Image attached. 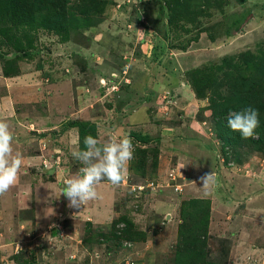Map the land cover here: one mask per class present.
<instances>
[{
    "label": "rangeland",
    "instance_id": "1",
    "mask_svg": "<svg viewBox=\"0 0 264 264\" xmlns=\"http://www.w3.org/2000/svg\"><path fill=\"white\" fill-rule=\"evenodd\" d=\"M0 119L24 157L0 264H264V0H0ZM76 121L150 139L79 209Z\"/></svg>",
    "mask_w": 264,
    "mask_h": 264
},
{
    "label": "clouds",
    "instance_id": "2",
    "mask_svg": "<svg viewBox=\"0 0 264 264\" xmlns=\"http://www.w3.org/2000/svg\"><path fill=\"white\" fill-rule=\"evenodd\" d=\"M259 111L251 106L239 111H230L226 120L233 132H238L243 139L254 138L260 126ZM14 134L6 120L0 119V196L5 195L19 179L23 164V155L13 148ZM83 149L73 152V157L83 166L79 172L64 181L62 195L69 201V208L79 209L82 204L98 197L97 185L107 180L119 187L129 176V163L134 158V145L130 135L112 133L110 138L101 143L92 135L83 139ZM214 174H205L201 182L204 189H209ZM123 228L125 225L118 224Z\"/></svg>",
    "mask_w": 264,
    "mask_h": 264
},
{
    "label": "trees",
    "instance_id": "3",
    "mask_svg": "<svg viewBox=\"0 0 264 264\" xmlns=\"http://www.w3.org/2000/svg\"><path fill=\"white\" fill-rule=\"evenodd\" d=\"M50 4L55 5L56 3L51 1ZM247 107H249V105L242 106L241 108L244 109ZM71 125L73 127H75L77 129V132H78V142H77L78 149L84 148L83 139L85 136L92 135L94 138H97V127L94 123H91L89 121H76V122L72 123ZM130 136L132 138H135L137 141H139L141 143H148L150 140L148 136L138 135L137 133H134V132H131ZM198 203H201V201L198 202V201L193 200V201H191L190 204H192L194 206V204L197 205Z\"/></svg>",
    "mask_w": 264,
    "mask_h": 264
},
{
    "label": "crops",
    "instance_id": "4",
    "mask_svg": "<svg viewBox=\"0 0 264 264\" xmlns=\"http://www.w3.org/2000/svg\"><path fill=\"white\" fill-rule=\"evenodd\" d=\"M90 210H92V207H91V209H89V211H90ZM91 214H92V216H94V218H95V217L97 218V216L94 215L92 212H91Z\"/></svg>",
    "mask_w": 264,
    "mask_h": 264
}]
</instances>
